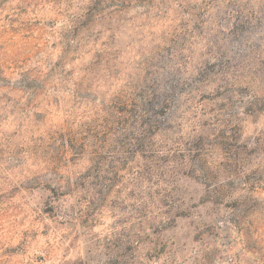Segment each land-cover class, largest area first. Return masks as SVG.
Wrapping results in <instances>:
<instances>
[{"label":"rangeland","instance_id":"rangeland-1","mask_svg":"<svg viewBox=\"0 0 264 264\" xmlns=\"http://www.w3.org/2000/svg\"><path fill=\"white\" fill-rule=\"evenodd\" d=\"M0 264H264V0H0Z\"/></svg>","mask_w":264,"mask_h":264}]
</instances>
